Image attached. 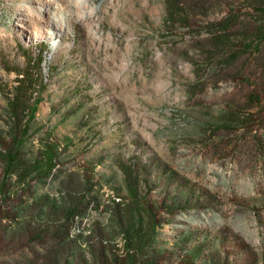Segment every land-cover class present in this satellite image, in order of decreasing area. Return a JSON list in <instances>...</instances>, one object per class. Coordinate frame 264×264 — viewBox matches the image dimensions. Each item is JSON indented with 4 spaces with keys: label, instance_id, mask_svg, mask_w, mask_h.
Wrapping results in <instances>:
<instances>
[{
    "label": "rangeland",
    "instance_id": "obj_1",
    "mask_svg": "<svg viewBox=\"0 0 264 264\" xmlns=\"http://www.w3.org/2000/svg\"><path fill=\"white\" fill-rule=\"evenodd\" d=\"M41 2L0 0V264H264V0H69L53 36Z\"/></svg>",
    "mask_w": 264,
    "mask_h": 264
},
{
    "label": "trees",
    "instance_id": "obj_2",
    "mask_svg": "<svg viewBox=\"0 0 264 264\" xmlns=\"http://www.w3.org/2000/svg\"><path fill=\"white\" fill-rule=\"evenodd\" d=\"M259 11V10H258ZM262 29V28H261ZM263 38H264V33H263ZM252 42H248L246 44H244V51L248 52L251 48H252ZM235 46L233 47H229L230 51L232 52V50L234 49ZM5 169H4V173L7 176H10L14 173H16V169L17 167H23L24 163L19 159L18 157V150H14L12 152H10L8 155H5ZM57 166V146L50 144L47 147H45L42 152L39 154L37 160L35 161V163L33 164V166L29 167V168H24V172H26L24 175L22 176H17V180L19 179V183H23V181H25V177L27 175H29L30 173L34 172V171H42L44 176H48L52 173L53 169ZM7 183L4 181L3 184L0 186V195L3 196H10V194L12 193V191L9 189V187L7 188ZM8 193V194H7ZM77 211L74 210L73 215L76 213ZM133 213V212H130ZM133 217H135V214L132 215ZM130 226L128 228V230L131 231L130 233V237L127 239L129 242L133 241V239L135 238H139L140 239L144 236H140V232H138L137 230L134 231L133 229H135V225L136 223L134 221H132V219L130 220ZM127 236V234H126ZM136 236V237H135ZM135 245H137L139 247L140 243L139 242H135ZM116 261L118 262L119 260L116 259Z\"/></svg>",
    "mask_w": 264,
    "mask_h": 264
},
{
    "label": "bare ground",
    "instance_id": "obj_3",
    "mask_svg": "<svg viewBox=\"0 0 264 264\" xmlns=\"http://www.w3.org/2000/svg\"><path fill=\"white\" fill-rule=\"evenodd\" d=\"M68 4L69 0H42L41 6L44 7L45 12L44 22L47 24L51 36L56 32L60 33L66 31V20L69 15L67 10ZM24 21L29 22V20L26 19H23V22ZM22 28H24V25H22Z\"/></svg>",
    "mask_w": 264,
    "mask_h": 264
}]
</instances>
